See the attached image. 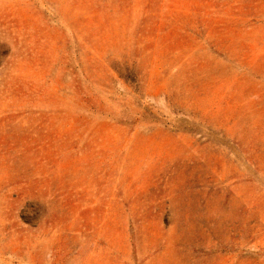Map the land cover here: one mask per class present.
Returning a JSON list of instances; mask_svg holds the SVG:
<instances>
[{
    "label": "rangeland",
    "instance_id": "obj_1",
    "mask_svg": "<svg viewBox=\"0 0 264 264\" xmlns=\"http://www.w3.org/2000/svg\"><path fill=\"white\" fill-rule=\"evenodd\" d=\"M0 264H264V0H0Z\"/></svg>",
    "mask_w": 264,
    "mask_h": 264
}]
</instances>
